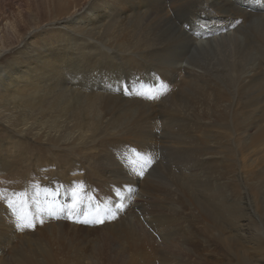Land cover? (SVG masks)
<instances>
[{
  "label": "bare ground",
  "instance_id": "bare-ground-1",
  "mask_svg": "<svg viewBox=\"0 0 264 264\" xmlns=\"http://www.w3.org/2000/svg\"><path fill=\"white\" fill-rule=\"evenodd\" d=\"M25 3L12 31L2 28L6 13L0 5V44L14 47L20 37L25 42L21 50L13 49L5 57L17 53L15 62H8L0 71V126L17 135L5 139L0 135V151L7 158L0 165V264L35 261L32 256L18 253L16 246H9L14 242L10 234L14 229L18 234H29L27 223L41 218L51 228L57 225L60 231L70 225L89 235L131 233L132 238L136 228L146 221L145 235L149 239L159 237L155 238L159 246L154 248H163L155 252L161 262L193 264L190 259L194 251L182 235L192 240L190 221L196 215L204 242H214L215 252L220 255L228 250L224 230L231 228L238 233L237 222L248 215L242 209L237 175L234 177L238 161L247 172L243 183L249 188L250 204L258 215L261 213L260 220L264 219V208L256 194L264 195V182L257 181L253 170L258 164L253 168L254 160L248 161L253 164L248 169L235 148L224 153L233 178L222 171L223 159L218 166L226 204L208 191L212 155L224 147V115H217L215 125L207 121L191 124L193 100L210 84L208 88H214L212 97L221 105L231 104L235 113L240 112L235 125L240 135L264 143V0ZM127 9L129 13L125 14ZM82 11L90 22L75 26L79 22H73L74 15ZM23 18L29 27H23ZM61 21L67 23L53 30L44 27ZM31 33L34 35L29 37ZM206 60L210 63L203 64ZM149 96L159 99L146 98ZM196 131L203 136L196 139ZM195 151L199 160L195 159ZM44 155L54 162L47 169L40 161H29ZM180 165L182 177L176 179V190L180 186L186 193L185 207L179 209L176 190L168 186L173 180L154 181L153 176L161 172L163 177H173ZM145 169L149 172L141 177L139 173ZM53 173L59 176L56 180L51 177ZM149 182L168 184L163 187L170 203L161 207V216L151 214L143 204L145 195L153 196L148 192ZM47 194L56 208L47 203ZM77 195L88 196L90 204L85 205L89 206L71 200ZM9 202L14 209H9ZM14 211L28 214L29 221L18 228ZM56 212L61 214L53 215ZM103 213L104 223L95 226L93 220ZM69 217L79 222L70 224ZM100 225L106 228H98ZM179 234L183 242L180 248L164 238L173 235L172 239L177 240ZM35 235L36 241V237H42L38 232ZM237 239L238 234L230 240L231 247ZM261 240L254 241L261 244Z\"/></svg>",
  "mask_w": 264,
  "mask_h": 264
},
{
  "label": "rangeland",
  "instance_id": "rangeland-1",
  "mask_svg": "<svg viewBox=\"0 0 264 264\" xmlns=\"http://www.w3.org/2000/svg\"><path fill=\"white\" fill-rule=\"evenodd\" d=\"M21 1H23V3ZM21 1L20 0H0V5L3 6L4 12L7 14V15L5 14L7 18V19L6 18L4 19L5 22L4 20L3 21L1 20L2 28L12 31L13 26H14V20L17 17L21 19L19 12L23 10L24 6L26 5L25 0H21ZM168 10L169 9H167V11ZM260 10H263V9L261 8L259 9V11L257 9H253V12H260ZM125 11H126L125 14L129 13V9ZM246 11L250 13L252 12L249 9H246ZM82 12L83 13L78 12L74 15L76 18L74 19L73 22L80 23V24L75 23V26H78V27L87 26L88 23L90 22L87 16L88 14L84 13V11ZM25 21L26 20L23 18V21H22L23 24L25 25V23H27V25L26 26L23 25V27H29L30 23L27 21L25 22ZM68 22L70 23V19L68 20ZM242 22H243V19L241 20V23ZM66 23L67 21H61L60 23H58V25L56 23L54 24L46 23L44 24V27L46 30H53V29L63 27V25H65ZM39 31L44 33L42 28H40ZM32 35H34V33L33 34L31 33L29 37H31ZM29 37L27 39H29ZM24 45H25V42L23 38L21 37L17 39V44L14 47H5L0 44V71L5 70L8 62L12 60H14L15 62L17 53L11 55L10 57L9 56L7 58L5 57L9 55L13 49L21 50V48ZM3 58H5V60H2ZM185 58H188V56ZM208 63H210L209 60H206L203 62V64H208ZM197 69L198 68H195V70ZM180 80L181 79L178 80L179 85L181 84V82H179ZM208 85L207 84L205 85V88H204L205 93L199 96V98L201 99L197 98L193 100L194 102L192 104L191 113L195 116H198L200 113L201 114L198 117H195L191 114L192 115L191 124L194 123V121L197 124H202V122L207 121L208 125L209 123L211 125H215L214 121L216 120L217 115H219V113L224 115L225 117L224 120L227 119L226 120V129H227L226 136H224L223 141H222V144L224 145V147L223 149L220 148L218 150L219 153L212 155L213 159H211L210 161L211 165L209 166L213 168L211 169L212 174L207 178V185H208L209 193L215 195L217 201L222 204V203H225L224 202L225 201L224 200L225 186L221 184V183H224V181L221 179L220 168H218L219 163L222 159L224 161V167L222 171L227 174L228 178L230 179L233 178L232 176L233 174H231L232 170H228L230 169L231 164L229 163V161L227 162L228 159L224 155V153L227 152L229 148L231 149L235 148L237 153L239 152L238 155L240 154L239 156L247 164L246 166L248 167V169L252 167L253 164H254L253 165V168H254L255 164L257 163L258 164L257 168L253 169V170L256 169L254 173L257 174L258 176L257 181L264 182V143H261V142L255 143L253 140H250L249 137L243 136L242 134L240 135L241 132H239V130L237 129V126H238L237 125V122H238L237 115L240 114V112L237 110V112L235 113L234 108L231 106V104L225 105L224 103V105H221V103L218 102L219 101L218 99H216L215 97H212V90L214 88H208L209 87ZM203 105H205L204 107L206 109L203 107ZM204 110L205 112L206 110H209V111L208 113L206 112V114H204L205 113ZM225 113L228 114V116ZM159 128H161V126H159ZM8 131L9 130H6L4 127L0 126V135L2 136V139L7 138V136L9 135L15 136V137L17 136L13 132L10 133V131L9 132ZM216 132L218 131L216 130ZM200 136L202 137L203 135L200 133V131H196L195 138L196 139L197 137L201 138ZM238 139L241 142L240 146H238L239 145ZM247 140L248 142H246ZM8 141L9 140L6 139L5 142H8ZM242 144L245 145L246 148L245 146L243 147ZM252 144H254V146ZM134 145L135 144H133V146ZM0 153H2V156L0 157V165L2 164L4 165V162H7L6 160L7 158L3 152L0 151ZM41 157H39L37 160L35 158H32V159H29V161L30 160L35 161V162L40 161V163L42 162L41 164L44 165V168L46 169H47V165L54 163L52 161H48V159L45 158V155ZM195 159L199 160L198 154L196 153V151H195ZM252 160H254V162L253 164L251 162L252 164L251 165L249 163ZM248 161L249 163H247ZM44 162L46 164H43ZM135 162L139 163V161H133V164ZM151 164H155V163L151 162L150 165ZM158 165L159 166L161 165L160 161L158 162ZM236 165H237V171L234 172V177L236 178V175H237V182L239 183L241 192H242V196L240 195V197L244 201L242 203V207H243L242 209L248 215H244L243 218L240 220V222H237V226L239 227L238 233L231 228H226L224 230V237L226 239L228 250L224 253H221L220 255L215 252L216 249H215L214 242H211L210 244H206L204 242L203 235L198 230L197 224L199 220H196L197 219L196 215H194V220L190 221V224L192 225L191 236H193L190 242L187 239L186 234L179 232V229H178L177 230L178 233L183 234L182 235L183 238L184 236L186 237V239L184 240L190 243L189 246L183 245V244L182 246L190 247L194 251L195 256H192L190 259L193 264H220L221 261L223 262V264H264V224H263L264 219L260 220L259 215H261V213H259L258 215L256 213L254 206L250 204L251 195L249 192V188H247V185L243 183L245 181L244 173L246 171L242 170L241 168L242 165L240 161H238ZM248 165H250V167ZM35 166L36 165H34V167ZM220 167H221V164H220ZM41 168L43 167L41 166ZM51 169L52 168H49L48 170H51ZM182 170H183L182 166L181 165L178 166L175 171V175L173 177H170V176L163 177L161 176L162 175L161 172L155 174L153 176L154 181H160L161 179L164 182H168V181L173 180L171 183V186L165 183L162 184V183H157V182H149L148 189L150 191L148 192H150L153 196L149 197L148 195H145L143 197V200L141 198H137L143 201L145 208L151 214L155 215L156 217L163 215V211L161 210V207L168 205V203H170L169 193L163 186L168 185L169 187H171V189L173 188L174 190H176V184H178V181H176V179L179 177H182ZM60 172H63V170L61 169L59 173ZM148 172L149 171L145 169L144 173L148 174ZM51 177H54V180H56L57 178L55 177H59V176L58 175L54 176V173H53ZM60 189H63L64 192L68 191L67 188H62V186H60ZM70 191L71 192L73 191L72 188ZM175 192L177 193V197H178V200H177L178 208L180 209V208L185 207V204L183 203V196L185 195L186 192L180 186L177 187V190ZM72 193L74 194V192ZM256 194H257V198L259 199L260 206L264 208V205L263 204L261 205L264 195L261 192H257ZM236 197L237 196H235V198ZM80 198L83 199L84 202ZM71 200L75 201L76 203L77 201H80L81 203H78L77 205H81L82 207H88L89 205L86 206L85 204L87 203L90 204L88 196L79 197L77 195L76 197H73ZM47 203L50 204L51 207H55V208L57 207V204L51 202L49 194H47ZM76 203H75V206H76ZM43 204L44 203L42 202V205ZM122 206H126V205L123 204ZM59 214H61V212H56L53 215H59ZM100 216L99 217L96 216L97 220L103 219V217H105L104 213L101 214ZM70 219H71L69 221L70 224L77 223V222L72 223V221H76L77 219L76 220L75 219L72 220V218ZM95 220L96 219H94L93 222L97 221ZM254 221L257 223V225L254 224ZM30 224H31L30 227L27 226L29 229V234H26V233L18 234V232H15V229L13 230V234L11 233L10 235H13L12 236L13 239L11 238V241L13 240L14 242H9V246L11 248H14L16 246V251L18 253H25L29 256H32L35 261L33 263L25 262L24 259H22L19 263H13V264H20V263H24V264H164V262H161V258H157L155 256V254L157 253L156 251L158 252L163 251V248H158V249L154 248V246H157V247L159 246V243L155 240V238L159 240V237L154 235L153 238L149 239L145 235V229L148 231V224L146 223V221H144L142 225L136 228V230L134 231L135 238L131 237L130 235L131 233H128L126 235H115V236H105L103 234L89 235L88 233L80 229L71 228L72 226L70 225L63 226V229L60 231L57 225H54L51 228L50 225L47 223V221L44 220V218H41L40 220H37L34 223L30 222ZM93 224L97 226V223H93ZM98 228H102L104 230L106 227L103 225H100L98 226ZM35 232H38L42 236V237H36L37 241L35 240V236L37 235V234L35 235ZM237 234H238V239L236 240L235 245L231 247L230 240ZM178 236L176 237L177 240L172 239L173 235L164 236V238L171 240V242H173L175 246L177 247L179 246L180 248L181 246L180 244L183 242H182L181 235L179 234ZM106 237H108L110 240L107 241L105 239ZM256 238H262L261 244L254 241ZM160 244L162 245V241L160 242Z\"/></svg>",
  "mask_w": 264,
  "mask_h": 264
},
{
  "label": "snow or ice",
  "instance_id": "snow-or-ice-1",
  "mask_svg": "<svg viewBox=\"0 0 264 264\" xmlns=\"http://www.w3.org/2000/svg\"><path fill=\"white\" fill-rule=\"evenodd\" d=\"M125 93H126V94H130V92H129L128 89H125ZM137 94H138V95H142L141 93H137ZM146 98H148V99H152V100L159 99L158 96H149V97H146ZM149 163H151V162L149 161ZM139 175H140L141 177H143V175H144V171H141V172L139 173ZM77 203H81V202H80V201H77ZM8 207H9V209H14V205H13V203H12V202H9ZM14 214L18 216V223H17V227H18V228L21 227L22 224H24L25 222H28V221H29V217H28L27 214H18V213H16L15 211H14ZM69 218H70V217H69ZM112 218H113V219L115 218V214H114V213H113V217H112ZM73 222H79V221H73ZM96 223H98V224H103V223H104V220H103V219H99V220L96 221ZM27 226H29V227L31 226L30 222L27 223Z\"/></svg>",
  "mask_w": 264,
  "mask_h": 264
}]
</instances>
